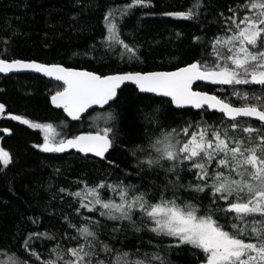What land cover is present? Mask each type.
<instances>
[{
  "label": "snow or ice",
  "instance_id": "obj_1",
  "mask_svg": "<svg viewBox=\"0 0 264 264\" xmlns=\"http://www.w3.org/2000/svg\"><path fill=\"white\" fill-rule=\"evenodd\" d=\"M145 7L154 5L151 0H129L109 7L103 15L106 33L100 43L113 52L122 49L121 60H140L138 47L123 38L121 22L134 9ZM204 7V0H195L184 11L161 15L196 20ZM228 11V16L219 13L216 34L193 38L203 49L200 58L175 71L98 74L0 55V73L29 70L62 82V90L51 96V103L74 121L81 120L89 109L96 111L93 106L107 105L110 109L118 91L129 83L138 93L170 97L177 108L200 110L197 115L201 117L177 128L161 127L157 135L150 134L146 144L131 149L137 174L158 176L162 172L161 184L152 182L142 191L141 185L123 181L94 185L80 181L82 189L67 192L78 198L73 214L80 218L77 224L64 217L74 232L60 237L67 243H56L45 257L36 251L35 241H55L56 235L32 232L22 242L28 258L0 250V257H6L0 258V264H171L161 251L187 247L198 250L203 257L200 264H264V0H245ZM201 85L208 90H197ZM156 111L146 118L158 125ZM5 112V105L0 104V115ZM208 113L220 115L209 122L204 119ZM10 118L43 131V142L34 147L44 153L75 149L85 157L93 154L105 158L115 147L113 126L58 138L51 135V123H37L21 115ZM107 119L114 120V114L108 112ZM254 123L259 126L254 127ZM2 131L11 135L8 128ZM11 163V153L0 147V171ZM188 175L192 179L185 183ZM109 191L112 196L105 195ZM181 192L202 199L187 200ZM97 215L105 222L96 219ZM106 221L116 222L110 229L113 240L131 229L134 233H152L153 239L170 238L171 242L167 248L153 245L156 251L150 253L139 248L122 251L100 238L101 229L108 231Z\"/></svg>",
  "mask_w": 264,
  "mask_h": 264
},
{
  "label": "trees",
  "instance_id": "obj_2",
  "mask_svg": "<svg viewBox=\"0 0 264 264\" xmlns=\"http://www.w3.org/2000/svg\"><path fill=\"white\" fill-rule=\"evenodd\" d=\"M128 2L0 0V55L9 59L60 64L98 74L175 70L200 58L203 49L194 43L193 38L216 34L217 22L221 19L219 13L228 16L231 14L228 11L230 7L243 4L245 0H204L205 7L196 20L161 15L166 11H184L195 0H151L154 7L134 9L121 22V28L125 41L138 47L139 61L121 60L119 53L122 49L117 48L113 52L100 43L106 33L103 25L105 11ZM61 86L35 74L0 76V104L6 108V112L0 115V146L9 151L13 158V163L0 171V250L15 253L21 258H28L22 242L29 233L48 232L56 235L55 241H35L36 251L45 257L56 243H67L60 240L66 232L74 234L64 217L67 215L73 223H80V218L73 214L78 207V198L67 195V192L83 188L80 181H86L88 185L99 181L109 184L123 181L125 184L141 185L142 191L147 190L144 185L152 182L161 184L162 172L158 176L150 172L137 174L136 158L131 155V149L135 145L146 144L150 134L157 135L161 127L177 128L185 121L201 118L197 115L199 111L177 109L169 98L141 94L135 86L127 84L119 90L117 100L110 109L108 106L96 109L79 121H70L62 110L54 109L50 103V97L62 90ZM197 90L208 89L201 85ZM232 99L235 101V97ZM154 110H157L158 125L149 123L146 118ZM108 112L114 114V120L107 119ZM11 115H21L37 123H51V135L58 138L113 126L115 147L104 159L74 152L44 153L34 147L43 142V131L20 124L12 120ZM219 115L208 113L204 119L213 122ZM253 126L259 125L254 123ZM4 128L10 129L11 135L4 133ZM191 179V175H188L185 183ZM61 188L66 192L61 193ZM105 195L113 194L109 191ZM180 195L187 200L202 199L185 192ZM203 202L206 204L207 200ZM95 218L105 222L98 215ZM114 223L106 221L108 231L101 229L100 238L116 249L135 252L139 248L141 252L150 253L156 251L153 245L162 244L163 248H167L171 242L167 238L153 239L154 234L148 232L134 233L131 229L118 234L117 239L113 240L110 229ZM161 255H166L171 264H200L203 259L198 250L190 247L167 253L161 251Z\"/></svg>",
  "mask_w": 264,
  "mask_h": 264
},
{
  "label": "water",
  "instance_id": "obj_3",
  "mask_svg": "<svg viewBox=\"0 0 264 264\" xmlns=\"http://www.w3.org/2000/svg\"><path fill=\"white\" fill-rule=\"evenodd\" d=\"M37 62V61H36ZM40 63V62H39ZM77 70H81V69H77ZM176 70V69H175ZM175 70H170V71H175ZM18 74H35V75H39V76H41V77H43V78H45V79H49V80H54V81H56L54 78H52V77H46V76H44L42 73H35V72H33V71H29V70H24V71H19V72H16V71H13V72H11V73H0V76H9V75H18ZM57 82H59V83H61L62 84V82H60V81H57ZM130 84V83H129ZM125 85H127V84H125ZM125 85H123V86H125ZM131 85V84H130ZM122 86V87H123ZM121 87V88H122ZM141 94H143V93H141ZM155 95V94H154ZM158 97H161V98H169V99H171L170 97H163V96H158ZM50 103H51V98H50ZM111 103V102H110ZM173 104V103H172ZM51 106L54 108V109H56V110H62V109H58V108H56L55 107V105H53L52 103H51ZM173 106L175 107V108H177L176 106H175V104H173ZM107 107V105H105V106H103V107H101V106H93V108H95V109H104V108H106ZM177 109H193V110H195V111H200V110H197V109H194V108H177ZM63 111V110H62ZM91 111H93L92 109H89V112L88 113H90ZM63 113H64V115H65V117L67 118V119H69V120H71V121H74V120H72L70 117H67V114L63 111ZM88 113H85V114H83L82 115V117H84V116H86ZM217 114H219V113H217ZM81 117V118H82ZM243 119H245V120H248V119H254V118H243ZM83 133H85V132H81V133H79V134H83ZM78 134V135H79ZM69 138H71V137H69ZM111 150V149H110ZM110 150H109V152H110ZM71 152H75V153H79V152H77L75 149H69L67 152H65V153H59V154H68V153H71ZM109 152L108 153H106L105 154V157L109 154ZM79 154H82V153H79ZM82 155H84V154H82ZM88 156H91V157H94V158H96V159H103V158H100V157H95L93 154H88Z\"/></svg>",
  "mask_w": 264,
  "mask_h": 264
},
{
  "label": "rangeland",
  "instance_id": "obj_4",
  "mask_svg": "<svg viewBox=\"0 0 264 264\" xmlns=\"http://www.w3.org/2000/svg\"><path fill=\"white\" fill-rule=\"evenodd\" d=\"M72 136H74V135H72ZM68 137H70V136H68ZM167 239H170V238H167ZM171 240V239H170Z\"/></svg>",
  "mask_w": 264,
  "mask_h": 264
}]
</instances>
